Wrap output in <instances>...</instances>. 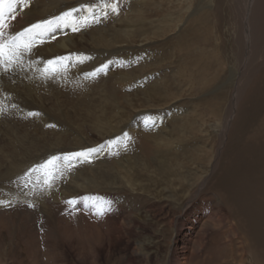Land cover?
Segmentation results:
<instances>
[{"label": "rangeland", "instance_id": "374dc122", "mask_svg": "<svg viewBox=\"0 0 264 264\" xmlns=\"http://www.w3.org/2000/svg\"><path fill=\"white\" fill-rule=\"evenodd\" d=\"M33 1L36 2H29ZM8 2L9 0H0V5L5 6ZM82 4L85 7L90 6L94 12L97 10V13L92 17H82L83 19L80 16L75 17V38L87 34L91 37L98 36L102 29L105 33L104 42L110 38L117 39L113 47H106L112 57L138 54L145 48L142 44H148V49L161 52L165 62H169L160 69L158 75L161 82L153 77L144 82L150 86H155L156 82L162 83V95L169 94L171 98L169 105L159 108L156 106L158 103H154L147 106L148 108L138 107L140 109L135 110L119 131L111 133L110 137L104 135L105 139L98 144L105 146L101 153L107 156V160L120 152L116 149H122L124 153L129 150L130 155H136L141 162L147 161L151 173L147 175L145 172L140 181L150 184L146 177L152 174L153 192L140 193L129 186L119 188L113 177L104 173L99 166L93 168L98 172L97 175L92 174L90 166L96 164L94 161L82 163L76 157L75 163L63 162L58 165L61 162L55 157L56 154L64 153L68 156L71 152H65L63 148L69 146L73 149L72 153L81 152L74 149L77 140L72 131L75 129L72 121H66L60 114L66 106V113L72 114L79 121L81 110L77 102L80 98L86 95L94 97L99 91L104 89L105 92L106 89L109 96L117 99H122L124 95L133 99L142 97L144 85H139L138 89L135 86L131 89L127 85L120 88L114 84L116 81L112 77L107 79L108 82L103 81L106 79L105 73L98 72L94 85L86 87L81 82L69 85L70 87L64 85L61 88L59 85L63 90L59 98L67 104L62 109L59 105L56 108L55 98L47 100L50 96L47 82L52 81V76H57L58 81V75L67 72L59 68V65L67 63L64 54L57 55L59 62L54 67L53 74L46 70L44 72L41 65L45 61L41 52L36 50L38 44L34 38H27L23 34L27 24L24 21L19 22L17 17L9 21L2 19V23L7 26L4 25L0 31V45L5 44L3 55L0 56V264H84L78 262L77 255L83 248L88 250L90 246H98L100 250L98 264H172L169 255L173 248L182 256L186 253V264H264V182L261 184L252 181L245 187L238 188L236 186L240 185L234 183V187H230L232 189L227 187L235 169H240L246 162L257 165L253 152L259 149L264 151V64L259 66L249 81L244 80L241 70L247 68V65L237 56L240 54L232 37L233 18L228 1L215 0L212 6H209L208 0H83ZM75 5V0H37L35 6L40 10V15L33 21L37 24L39 22L36 21L53 23L74 10ZM108 10L117 11L118 17H114ZM142 29H147V32L143 34ZM57 39L58 36L52 38L54 41ZM91 46L88 42L83 50H101V47L93 49ZM127 69L129 70L125 69L123 72H135V69L131 71V64H128ZM108 70L111 71V68ZM67 75L69 77L70 73L67 72ZM137 77L139 79L136 80H142V76ZM240 77L243 81L239 85L237 106L232 116L228 117L227 112L234 94L233 86ZM144 78L147 79L145 76ZM164 78L168 79L167 82ZM30 83L33 88L31 92H35L37 87L40 91L43 90L42 101L38 104L43 106L44 103L49 108V120L52 123L39 121L34 117L35 114L33 118L25 115L27 109L21 104V97L26 100L28 93L25 86ZM52 93L56 95V90ZM75 105L77 107L72 112V106ZM144 119H151L150 124L156 120L161 124L158 136L156 132H150L142 126ZM136 121L137 127L131 132L129 125ZM56 125L59 128L56 130L58 133L53 130ZM174 125L177 127L174 128ZM94 131L95 128L86 130L83 136L90 139L95 136ZM60 133H63L61 138ZM164 139L167 141L164 142ZM46 147L53 150L47 151ZM96 147L100 148L90 145L87 150ZM87 150L83 152L88 153ZM165 154L169 157L166 158L168 155ZM165 162L173 169L174 185L179 176L189 181L196 178L198 173L206 181L203 186L198 187L191 202L197 208L194 212L198 211L199 215L206 216H201L203 220L197 223L195 232L186 245L183 243L184 236L180 235L175 239L176 227L173 224L185 211L187 192L184 188L181 190V187L170 193V188L163 190L167 186L166 181L163 177H160L162 180L157 179L153 173V165H164ZM259 169L257 166L252 170L251 175L254 178H258ZM59 170L62 171L64 180L71 173H76L81 183L93 175L99 178L98 180L105 183L103 189L106 191L88 192L86 201L91 203L96 198H104L102 200L105 205L110 203L118 212L119 218H134L139 221L141 228L134 230L124 224L114 234L99 218L102 206L95 205V201L92 203L94 210L89 211L83 205L75 206L62 199L58 201L49 197L48 190L61 192L63 187V181L59 185L52 181ZM81 172L83 176L79 175ZM48 175L46 182L45 177ZM110 179L115 182L113 185H109L113 182ZM109 186H113L112 189ZM93 196L95 199H91ZM261 210L262 214L259 212ZM210 214H213L212 217ZM172 221L173 226L170 224ZM117 235L122 236L120 241H116L117 249L106 252V247L101 246L115 242ZM128 236L133 238L129 240ZM124 240L128 246H125ZM62 252L68 257H63Z\"/></svg>", "mask_w": 264, "mask_h": 264}, {"label": "bare ground", "instance_id": "6f19581e", "mask_svg": "<svg viewBox=\"0 0 264 264\" xmlns=\"http://www.w3.org/2000/svg\"><path fill=\"white\" fill-rule=\"evenodd\" d=\"M29 1L30 0H20V1L19 0H9L7 5H5V6H2L4 4L0 5V11H2V13H3V15L0 16V31L3 30V26L6 25V24L2 23V21H1L2 19H6L7 21H9L10 19L17 17L19 19V22L24 21L25 25L27 24V27H26V32L23 34L26 35L27 38L29 36H31L32 38L35 39L36 43L38 44L39 47L36 50H39L41 52L42 56L44 57V61H45V63H42V65H41V68H43L44 72L46 70V72H51L53 74L54 73L53 69H54V67H56L58 65V62H59L57 55L64 54L65 61L67 63L65 65H59V68L60 69L63 68L67 72H69L70 73L69 77L67 75V72H62L63 74L60 73L58 75V79L59 80L62 79L61 81L56 80L57 76H52V78H53V79H51L52 81H49V80H48V82L46 81L48 84V90H49L48 94H50V96L47 97V100L50 101L52 98H55L54 101H55V104H57L56 108L57 107L59 108V106H60V108L62 109V108H64L63 105L67 104L66 102L64 103L59 98L60 92L62 93V91H63V90H61V88L64 85H67V87H68L69 85L73 86L75 83L78 84L79 82H81V85L82 84L86 85V87L94 85L97 82L96 81V76H97L96 74L98 72L105 73L106 79H103V81L112 77L116 81V83H114V84H117L118 87H120V86L125 87L127 85L128 87H131V89H133L134 86H135V88H137L139 85H141V86L144 85V88H143L144 92L143 91L141 92V93H143L142 97L139 96L137 98H133V99H135V101L132 98L126 97L127 95H124L122 99H117L116 97L109 96L106 89H105V92H104V89H102L101 91L98 92L99 94H96L94 97L86 95V96H88L87 98H86V96L83 97L82 99L80 98V100L77 102L78 108L81 110V114L79 113V121L77 119H75L72 114L70 115V114L66 113L65 109L67 108V106L65 107V109H63L61 111L60 114H62V116H64V119L66 121H68V122L72 121L73 128H75L72 130L76 136L75 139L77 140V141L75 140L76 144L74 143L75 144V148H74L75 151L76 150L85 151V150H87L88 146H90V145H92V147L93 146L94 147L100 146V148H97V147L94 148V149H99L98 151H92V152H88V153L84 152L83 156L78 157V160L81 159L82 163L83 162L90 163L92 161H94L96 163L94 166H90V172L92 171V174L97 175V173H98V172L93 170L94 167H96V166L102 167L103 172L106 173L108 176L111 175L110 177H113L114 181H116V183H115L113 181V179H110L113 182L109 183V185L110 184L113 185V183H115V184H117V186L119 188L122 186H129L131 189L139 191L140 193L151 194V191L154 188V187L152 188V184H151L153 182L152 174L149 175L150 177H146V180H149L150 182L149 181L148 182L150 184H148V183L145 184V183H142L140 181L141 176L144 177L145 172H146V174L151 173V172H149V167H150L149 165L150 164L147 161L141 162V160L139 158H137L136 155L131 156L129 150H126V153H124L121 151L122 149H120V150L116 149V151H120V152L115 154V156H113L110 160H107V156H104L101 153V150H105V146H101L98 144L100 143V141L104 140L105 137H107V136L110 137L111 133H113V132L115 133V131H119L120 128H122V125L127 120L130 119L131 115L134 114L135 110L138 107H142V106L147 107L150 104H154V103L155 104L158 103L156 106L159 108H161L162 106H164V108H166L169 105V101L171 100L170 95L169 94L166 96L162 95L163 93H162L160 87L163 84L158 83V82H161L159 79L160 75H158L160 72V69L163 67V65L169 64V62H165L164 58H162L163 55L161 52H158L156 50L154 51L153 49H148L147 48L148 44H146V45L142 44V46L145 48H143L138 54H135V55L126 54L120 58L119 57H112V55L110 54V51L106 47H108V48H110L111 46L113 47L116 44L115 40H117V39L113 40L110 38L104 42L105 33H104V31H102V29H101V31H99V35L98 36L95 35L94 37L92 36L93 38L89 34L82 35L79 38H75L76 37V26H77V22L75 21V17L76 16H80L81 18L82 17H90V16L92 17V15L94 16V13H97V10L94 12L93 8H91L90 6L85 7L82 4L83 0H75L76 5L74 6V10H70L67 13V15L63 16L62 18L60 17L57 20H55L51 24L50 30H43V28H33L32 26L37 24V23H34L33 20H34V18L39 17L40 14H38V12L40 10L38 11L36 6H35L37 3V0H36V2L33 1V3L29 2ZM214 1L215 0H208L209 6L210 5L212 6ZM227 1L230 4V7H231L230 12H231V15L233 18V20H232L233 21L232 22V25H233L232 37L234 38L235 44H236L235 46L237 49H239L238 52L241 55V56L240 55H237V56H239V58H241L242 62L244 61V64H246L247 68H248V69L245 68L246 70L242 68V70H241V75L244 78V80L247 82L256 73L259 66L264 64V0H227ZM59 2H61V1H59ZM69 2H70V0H69ZM200 7H202V6H200ZM108 11L112 12L114 17H118L117 11H115V12H114V10H108ZM44 16H45V14H44ZM17 22H18V20H17ZM36 22H39L38 24H42V22H40V21H36ZM8 24H10V23H8ZM117 29H118V27H117ZM115 30H116V28H115ZM121 30H123V29H121ZM12 31L14 32V30H12ZM149 31H151V30L149 29ZM161 31H163V30H161ZM146 32H147V29L145 31L142 29L143 34H145ZM170 34H169V36H170ZM56 36H58L59 39H57L55 41L52 40V38L56 37ZM110 36H111V34H110ZM133 36L134 35H132V37ZM118 37L120 38V36H118ZM144 37H145V35H144ZM149 39H154V38H149ZM162 39H164V38H162ZM88 42L91 43V45H92L91 47L93 49L96 47H101L100 48L101 50H99V51L93 50L96 52H85L83 49ZM31 43H32V41H31ZM122 48H124V47H122ZM113 49H111V50H113ZM36 50H35V52H36ZM13 51H15V49ZM17 52H15V53H17ZM172 52H174V51H172ZM8 56H9V51H8ZM49 60L53 61V63L49 64L48 63ZM238 60H240V59H238ZM250 60H252V61H250ZM85 62H87V63H85ZM128 64L132 65L131 71H133V69H135L134 73H130V72L124 73L123 72L125 69L127 71L129 70V69H127ZM39 67H38V69H40ZM36 68H37V66H36ZM109 68H111V71L108 70ZM164 70H167V69H164ZM162 71H163V69H162ZM107 72H108V74H107ZM43 74H45V73H43ZM166 75H168V74H166ZM137 76H142V78H140V79H142L143 81L142 80H136V78L139 79ZM144 76L147 77V79L144 78ZM151 77L157 78V80L159 79L158 82H156V80H155V82H156V84H154L155 86H153V84H152V86L145 84L147 82V80ZM242 77H240V79L238 80V83H236V85L233 86V90H234L233 93L234 94L232 96V100L230 102L229 109L227 112L228 117L232 116L231 114H233L234 108L237 106L238 95L240 94L239 93V91H240L239 85L243 81L241 79ZM161 80H163V78ZM164 80H165V78H164ZM167 80H165V81L167 82ZM139 81H141L140 82L141 84H138ZM107 82H108V80H107ZM53 83L56 85H53ZM49 84H51V85H49ZM59 85L61 86V88L59 87ZM115 87H116V85H115ZM120 88H122V87H120ZM32 89L33 88H32L31 83H30V85H26L25 90L28 93L27 94L28 99H27V97H25L26 100H24V98L21 97V99H22L21 104H24L25 109L28 110L27 114H26L27 110L25 111V115L33 118V115L35 114L34 117L38 118L39 121H41L45 124L46 123L47 124L52 123L49 120V119H51L50 111L48 110L49 108H47L46 105H44V103H43V106H40L38 104V103H40V101H42L43 94L41 92H43V90L40 91L39 88L37 87L36 89L34 88L35 92H34V90L31 92ZM159 89H160V91H159ZM53 90H56V95H54L53 93L51 94V92ZM69 90H71V89H69ZM165 93H167V92H165ZM15 94L17 95V93H15ZM22 95L24 96V94H22ZM46 96L47 95H45V98H46ZM18 97H20L19 93H18ZM137 101H139V102H137ZM173 102H175V101H173ZM28 104H29V107L27 106ZM165 104H167V105H165ZM26 106H27V108H26ZM72 107H73V109L71 111L74 112L77 106L75 105ZM138 109H140V108H138ZM29 114H31V115H29ZM150 120L151 119H146V120L144 119L143 123H141V124L144 128H146V130H148L150 132L152 131L154 133L156 132L157 133L156 135L158 136V133L160 132V130H159V124L160 123L156 120L155 122L153 121L150 124L149 123ZM54 122H55V119H53V123ZM226 124H228V123H226ZM136 127H137V121L134 122L132 125H129V128H131L130 129L131 132L133 129H136ZM176 127L174 125V128H176ZM182 127H181V129H182ZM56 128H54L53 130L56 131L59 129L57 127V125H56ZM66 128H68V127H66ZM94 128H95V131H94L95 136L94 137L96 138V140H93L94 137L89 139V138H86L83 136L85 134L86 130L90 131ZM157 129H158V131H156ZM43 130H44V128H42V131ZM142 131H143V129H142ZM169 132H171V131H169ZM32 133H34V132H32ZM46 133H47V131H46ZM55 133H58V131H56ZM140 133L143 134V132H140ZM149 133H148V135H149ZM36 134H37V132H36ZM60 134H61V136L59 135V137L60 138L63 137V133H60ZM128 134H130V132ZM104 135H105V137H104ZM156 135L154 137L157 139ZM161 138H163V137H161ZM87 139H89V140H87ZM24 141L28 142L27 140H24ZM154 141H155V139H154ZM165 141H167V140L164 139V142ZM22 142L20 141V143H22ZM114 142H116V141H114ZM156 145H157V141H156ZM167 146L170 147V145H167ZM112 147H115V146H112ZM63 149L65 150V152L69 151L71 153L73 150L70 146L67 148H63ZM51 150H53V149H51L49 147L47 148V151H51ZM55 152H58V150H55ZM253 153L255 154L257 165L252 164L251 162H246L247 164L244 163L240 169H238L239 167L237 169H235L233 171L232 177L231 178L228 177V178H230L228 180L229 181L228 182L229 185L227 186L228 189H232L230 187H232L234 183L240 185V186H236V188H238V187H245L247 183L250 184L252 181H256V183H261V184L264 182V154H263L264 151H261V149H259ZM168 154H165V155H168ZM122 155L123 156L127 155V156H126V158L125 157L123 158ZM176 155H178V154L176 153ZM55 157H56L57 161L61 162L58 165H62L63 162L69 163V162L76 161V157H72V156L69 157V155L67 156V153L56 154ZM167 157H169V155L166 156V158ZM52 159H55V158H52ZM53 161H55V160H53ZM167 165H166V162L164 165L163 164H161L159 166L153 165L154 166L153 173L157 179H160V177L161 178L163 177L164 178L163 180L166 181L167 186L164 185L166 188H163V190L166 191L170 188L169 189V193H170V191H172V192L178 191V187H181V190H183L182 188H184L185 192H187V195H188L187 200L188 201L184 207L185 211H184L183 215L180 217V219H177L176 221H174V224H173L176 227L175 239L177 237H179L180 235L184 236L183 237L184 238L183 243H185V245H186L191 240L192 234L195 232V228L197 226V223L199 224L203 220V219L201 220V216H206V215H202V214L199 215L198 211L194 212V211H196L197 208L194 207L193 205H191L192 204L191 202L194 200L196 193L198 191L197 190L198 187L203 186L206 183V181H205V179L200 178L201 174L199 175V173L197 174L196 178L193 177L194 179L192 178L193 180L191 179L189 181L180 178V176H179L180 174H178L179 178L177 179V181L175 182V185H174L173 177L175 175H174L173 169L170 167V165L169 166H167ZM257 166H258V168H260L259 169L260 172L258 173V178H254L251 175V172L254 169V167H257ZM18 167H20V165ZM22 167H24V166H22ZM72 167L73 166H71V168ZM166 167L169 169H167ZM22 169L20 168V169H16V170H22ZM165 169H167V170H165ZM180 170H182V169H180ZM79 175L83 176L82 172ZM76 177H77L76 173H71L70 177L66 176V178L64 180V178L62 177V171L59 170V172L54 175L52 181L53 182L55 181L56 185H59L62 181L64 182V184L62 183V185H61V186H63V187H61V192L60 191L56 192V191L51 189L50 191L48 190V193H47L48 196L55 199V200L62 199L65 202L67 201L69 204H72L75 206L83 205L89 211L94 210L95 206L93 207L92 203L95 201L94 202L95 205L102 206V211H101L102 214H101V216H99V218H101V220H103L107 224L108 228H110L114 234H115V232L116 233L119 232V229L122 226H124V224H125V226H128L129 228H133L134 230L141 228V225H139V223H138L139 221H137L134 218H131V217L119 218L118 212L115 210V208L113 209L111 207L110 203L105 205V203L102 200L104 198H101V199L96 198V200L91 201V203L86 201L88 199V194H87L88 192L94 193V192H100L102 190H105V189H103V186L105 183L98 180L99 178H97L96 176L93 175L91 178L88 177V179L86 178V180H84L85 182L83 181L81 183V182H79L80 178L79 177L76 178ZM45 178H46L45 180L47 182V179H49V175H48V177H45ZM54 178H55V180H54ZM160 180H162V179H160ZM49 182L50 181H48V183ZM90 186H92L94 189ZM112 187H110V188L112 189ZM106 188H107V186H106ZM192 188H193V190H190ZM92 190H94V191H92ZM262 190H264V188ZM241 192H245V191L241 190ZM172 196H173V193H172ZM91 199H95L94 196H93V198L91 197ZM128 207H130V205ZM44 210H46V209H44ZM136 212L139 213L138 210ZM259 212L262 214L263 210H261ZM130 215H131V213H130ZM210 215L209 216L212 217L213 214H210ZM189 217L191 219H189ZM172 223H173V221L170 224L172 225ZM120 237H122V236L117 235V238H115L116 239L115 242H113L110 245L101 246V247H106V248H104V250H106V252H111L112 250L115 251L117 249V245H116L117 242L116 241L117 240L120 241L119 240V239H121ZM130 238L132 239L133 236L129 237V240H130ZM134 240H136V239H134ZM122 242H123V239H122ZM124 242H125V240H124ZM127 242H129V241L127 240ZM119 245H120V243H119ZM125 246H128V245H126V242H125ZM136 246H137V244H136ZM150 254H151V251H150ZM62 256L66 257V258L68 257V255L65 252H62ZM77 260H78V262H81L84 264H98L99 260H100V250H99L98 246L97 247L96 246H90L88 250L83 248V251L81 250L79 252V254L77 255ZM169 260L172 261V264H186V262H187L186 261V253H183V256H182L176 252L175 248H173L172 251L170 252Z\"/></svg>", "mask_w": 264, "mask_h": 264}, {"label": "snow or ice", "instance_id": "6c2138e0", "mask_svg": "<svg viewBox=\"0 0 264 264\" xmlns=\"http://www.w3.org/2000/svg\"><path fill=\"white\" fill-rule=\"evenodd\" d=\"M3 13L2 11H0V16H2ZM51 24L52 22L49 21V22H42V24H37V25H33L32 27L33 28H43V30H50V27H51ZM3 49H4V45H0V56L3 55ZM49 64H52L53 61L49 60L48 61ZM99 149H89L87 151L89 152H92V151H98ZM68 155L72 156V157H79V156H83L84 155V152L81 151V152H74V153H69ZM51 161H49L50 163Z\"/></svg>", "mask_w": 264, "mask_h": 264}]
</instances>
